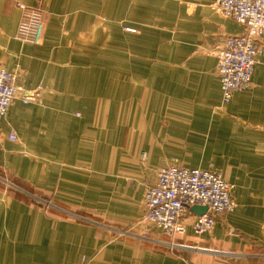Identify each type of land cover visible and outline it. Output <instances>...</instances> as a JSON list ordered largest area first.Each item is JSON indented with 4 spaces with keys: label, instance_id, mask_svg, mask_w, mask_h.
<instances>
[{
    "label": "crops",
    "instance_id": "1",
    "mask_svg": "<svg viewBox=\"0 0 264 264\" xmlns=\"http://www.w3.org/2000/svg\"><path fill=\"white\" fill-rule=\"evenodd\" d=\"M216 1L45 0L35 45L15 34L37 0H0L18 89L0 123V264H264V35L251 86L224 103L216 49L245 26ZM171 164H214L236 204L201 235L185 215L177 251L140 237H165L141 221Z\"/></svg>",
    "mask_w": 264,
    "mask_h": 264
},
{
    "label": "built area",
    "instance_id": "2",
    "mask_svg": "<svg viewBox=\"0 0 264 264\" xmlns=\"http://www.w3.org/2000/svg\"><path fill=\"white\" fill-rule=\"evenodd\" d=\"M45 0L33 5H22V16L15 38L32 44H40L45 29ZM215 8L223 16L232 17L245 26V32L227 36L216 49L217 70L221 78L222 99L228 103L237 91L248 89L252 75L263 47L258 42L264 35V0H217ZM130 30V29H129ZM43 87H39V91ZM16 73L0 66V123L17 97ZM35 95L22 97L24 103L34 100ZM9 139L15 141L17 134L12 131ZM141 158L145 160L147 153ZM234 185L228 182L214 164L209 167H187L171 164L157 171V181L145 190V214L141 222L158 228L169 237H152L149 231L141 233L143 240L171 251L188 247L175 242L178 234L187 231L182 221L193 205H206L207 212L195 215L193 229L196 235L210 231L216 217L233 212L236 204L232 198ZM48 205H51L48 202ZM119 235L133 234L118 230ZM231 254V253H229Z\"/></svg>",
    "mask_w": 264,
    "mask_h": 264
},
{
    "label": "water",
    "instance_id": "3",
    "mask_svg": "<svg viewBox=\"0 0 264 264\" xmlns=\"http://www.w3.org/2000/svg\"><path fill=\"white\" fill-rule=\"evenodd\" d=\"M208 207L206 205H193L190 207V212L196 215H203L207 212ZM223 215H219L216 218H222Z\"/></svg>",
    "mask_w": 264,
    "mask_h": 264
},
{
    "label": "rangeland",
    "instance_id": "4",
    "mask_svg": "<svg viewBox=\"0 0 264 264\" xmlns=\"http://www.w3.org/2000/svg\"><path fill=\"white\" fill-rule=\"evenodd\" d=\"M118 235H119V234H118ZM165 237H166L165 239H169V237H167L166 235H165Z\"/></svg>",
    "mask_w": 264,
    "mask_h": 264
}]
</instances>
